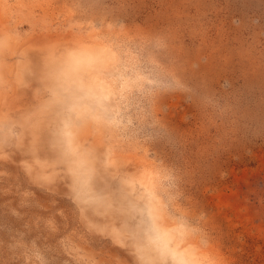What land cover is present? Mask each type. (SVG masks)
Returning a JSON list of instances; mask_svg holds the SVG:
<instances>
[{
	"label": "rangeland",
	"instance_id": "1",
	"mask_svg": "<svg viewBox=\"0 0 264 264\" xmlns=\"http://www.w3.org/2000/svg\"><path fill=\"white\" fill-rule=\"evenodd\" d=\"M0 107V264H264V0H0Z\"/></svg>",
	"mask_w": 264,
	"mask_h": 264
},
{
	"label": "bare ground",
	"instance_id": "2",
	"mask_svg": "<svg viewBox=\"0 0 264 264\" xmlns=\"http://www.w3.org/2000/svg\"><path fill=\"white\" fill-rule=\"evenodd\" d=\"M97 48H95V50L97 51V52H101L102 50L101 49H98L99 47L98 46H96ZM22 49H23V47H22ZM58 58H60L59 56H58ZM52 62H54V61H52ZM1 108V107H0ZM161 225V224H160ZM164 228V227H163ZM166 229V228H165ZM186 253V252H185ZM180 254V253H179ZM188 254V253H187ZM182 256V255H181ZM181 256H179V258L181 257ZM190 256V255H189ZM188 256V257H189ZM183 257V256H182ZM182 259V258H181ZM184 259V258H183ZM185 259H186V257H185ZM184 263H185V260H184Z\"/></svg>",
	"mask_w": 264,
	"mask_h": 264
}]
</instances>
